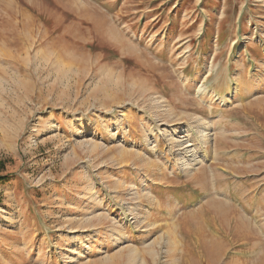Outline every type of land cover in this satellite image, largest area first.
<instances>
[{
    "label": "rangeland",
    "instance_id": "374dc122",
    "mask_svg": "<svg viewBox=\"0 0 264 264\" xmlns=\"http://www.w3.org/2000/svg\"><path fill=\"white\" fill-rule=\"evenodd\" d=\"M0 174V264H264V0H0Z\"/></svg>",
    "mask_w": 264,
    "mask_h": 264
},
{
    "label": "bare ground",
    "instance_id": "6f19581e",
    "mask_svg": "<svg viewBox=\"0 0 264 264\" xmlns=\"http://www.w3.org/2000/svg\"><path fill=\"white\" fill-rule=\"evenodd\" d=\"M186 128V127H185ZM184 128V126H181V127H179V128H175V133H182V132H185L186 131V129ZM209 128H211V123L210 122H206V123H204V125H203V130L199 133L200 134V136H206V133H205V131L207 130V129H209ZM189 141H191V139H188ZM200 140V139H199ZM179 141V140H178ZM183 144H184V141H182L181 143H177L176 144V146H179L180 147V151L183 153V156L181 157V159L180 160H182V161H178L177 163H179V164H182V163H184V162H188L190 159H186L187 158V155L190 153V152H192V149H191V143H188V144H186L185 146H183ZM201 144V143H200ZM196 148V147H195ZM197 149V148H196ZM196 149H195V151H196ZM192 164V163H191ZM198 174H200V172L199 173H196V176L198 175ZM217 183V182H216ZM205 184H207L206 182L204 183V185ZM206 189V188H205Z\"/></svg>",
    "mask_w": 264,
    "mask_h": 264
},
{
    "label": "trees",
    "instance_id": "16d2710c",
    "mask_svg": "<svg viewBox=\"0 0 264 264\" xmlns=\"http://www.w3.org/2000/svg\"><path fill=\"white\" fill-rule=\"evenodd\" d=\"M7 179H8V175H1L0 174V182L5 181ZM0 202H1V198H0Z\"/></svg>",
    "mask_w": 264,
    "mask_h": 264
}]
</instances>
